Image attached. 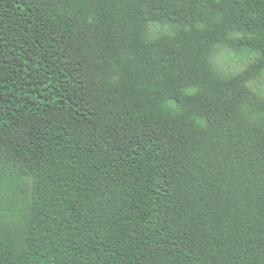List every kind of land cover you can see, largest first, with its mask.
I'll use <instances>...</instances> for the list:
<instances>
[{"label":"trees","instance_id":"16d2710c","mask_svg":"<svg viewBox=\"0 0 264 264\" xmlns=\"http://www.w3.org/2000/svg\"><path fill=\"white\" fill-rule=\"evenodd\" d=\"M262 76L264 0H0V264H264Z\"/></svg>","mask_w":264,"mask_h":264},{"label":"rangeland","instance_id":"374dc122","mask_svg":"<svg viewBox=\"0 0 264 264\" xmlns=\"http://www.w3.org/2000/svg\"><path fill=\"white\" fill-rule=\"evenodd\" d=\"M220 61L223 64H229L234 69H242L246 66L247 61L243 58L235 57L227 53H222L220 56ZM258 85L264 89V76H262L259 81Z\"/></svg>","mask_w":264,"mask_h":264}]
</instances>
